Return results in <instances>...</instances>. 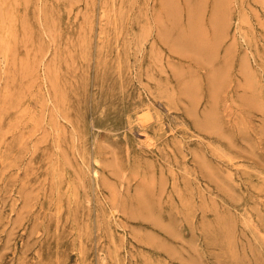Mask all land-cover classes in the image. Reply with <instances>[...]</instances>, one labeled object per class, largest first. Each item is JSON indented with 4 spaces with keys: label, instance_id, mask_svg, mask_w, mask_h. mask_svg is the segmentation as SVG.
<instances>
[{
    "label": "rangeland",
    "instance_id": "rangeland-1",
    "mask_svg": "<svg viewBox=\"0 0 264 264\" xmlns=\"http://www.w3.org/2000/svg\"><path fill=\"white\" fill-rule=\"evenodd\" d=\"M0 264H264V0H0Z\"/></svg>",
    "mask_w": 264,
    "mask_h": 264
},
{
    "label": "bare ground",
    "instance_id": "bare-ground-1",
    "mask_svg": "<svg viewBox=\"0 0 264 264\" xmlns=\"http://www.w3.org/2000/svg\"><path fill=\"white\" fill-rule=\"evenodd\" d=\"M148 112V111H147ZM143 122V121H142ZM154 144L149 143V146H153ZM98 175V174H97Z\"/></svg>",
    "mask_w": 264,
    "mask_h": 264
}]
</instances>
